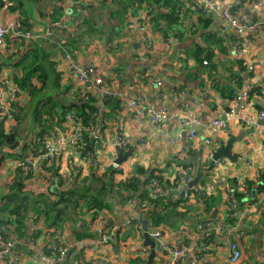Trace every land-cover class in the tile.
<instances>
[{
  "label": "crops",
  "instance_id": "obj_1",
  "mask_svg": "<svg viewBox=\"0 0 264 264\" xmlns=\"http://www.w3.org/2000/svg\"><path fill=\"white\" fill-rule=\"evenodd\" d=\"M89 1L91 6H86L81 0L59 1L63 10L59 21L62 28L52 27L50 39L34 40L44 52L52 53L49 60L55 63L53 68L57 71L58 87L49 90L40 81L31 82L38 90L34 99L51 95L49 104L54 103L49 114L44 116L46 122L28 134L23 133L22 142L15 151L14 156L27 155L25 159L30 157L34 162L33 168L21 167L22 171L36 175L31 180V188L41 192L54 186L59 176L70 182L76 175L85 178L92 170L101 174L113 167L117 170L115 182L130 178L139 169L145 172L139 176L141 191L146 173L163 171L165 177L173 181L179 173L184 176V165L190 166L189 170L193 171V174L185 176H190L191 182L200 175L193 186L189 187L191 182L185 183L173 195L179 198L186 195L185 190L198 188L207 195H214L218 202L211 211L198 214L201 204L196 205L195 200L190 199L187 204L190 210L186 216H173L169 219L171 225L157 226L162 228V244L185 248L183 255L174 262L152 237L156 244L155 255L149 262L150 246L145 243L135 204L120 202L115 194L107 198L105 208L67 210L65 220L59 226L47 228L41 221L30 223L27 234L18 239L8 257L0 264H230L229 243L232 242L241 252L237 264H264V185L254 198H251L254 189L250 194L242 193L243 204L233 201L229 188L235 181L239 192V187L246 180L255 181L257 186L264 179L263 175L261 179L258 176L264 171V115L262 121L257 120L258 126L249 129L234 118L213 134L210 124L218 117L223 118L224 113L234 106L237 96L243 97L244 107L254 117L260 112L264 114V0H211L214 14L204 20L202 18L206 17L199 8L185 1V5L181 4L184 8L179 20L169 25L162 22V30H152L151 51L146 53L144 60L138 54L144 51L148 43L146 36L132 29L125 43L119 46V42L123 38L120 34L126 24V14L131 13L134 20L142 14L146 2ZM24 3L29 1L24 0ZM123 5L126 6L125 16L122 14L120 18V14L114 15V11ZM225 7H228V17L251 22L253 29L241 34L220 32L219 27L225 20L219 14ZM155 10L159 11L157 7ZM35 11L33 7L29 14L31 19L27 22L32 26L30 31L43 35L51 24ZM165 12L163 8L160 10V13ZM19 18L22 20L23 16L17 10L0 9V21L11 29H14L15 21ZM87 21L93 27L85 24ZM91 29L94 31L88 34ZM171 31H174L177 41L167 46L165 37ZM7 41L5 47L0 48V79L8 80L5 97L9 96L10 89L21 90L17 81L23 76L22 65H15L17 62L14 60L5 66L8 56L6 48H19L23 56L30 43V40H22L23 43ZM204 57L207 62L210 60L207 65L202 62ZM70 63H93L106 82L113 80L115 84L118 83L125 99L142 100L150 106L165 105L168 108L166 122L159 126L144 111L137 113L114 99L85 100L82 93L90 92L92 85L79 82L76 76L69 73L67 66ZM249 68L252 69L249 71ZM146 70L152 71L154 83L160 85H151L146 81L143 75ZM70 112L80 114L82 121L87 118L85 126L91 129L89 131L88 128L84 135L90 137V146H85L84 141L81 146L59 143L60 138L76 130L75 121L67 117ZM192 117L199 119L200 124L195 128L196 137L190 140L182 123ZM120 134L129 140L124 150H117L113 146L114 138ZM177 134L179 140L171 142ZM230 136L237 138L231 150L234 160L226 157L208 160L204 140L213 138L220 149ZM37 137H43L44 141L48 140L57 148L53 161H37L32 156L29 144ZM129 152L130 156L120 164L114 163L118 155ZM7 160L1 165L0 174L4 173V178L9 181L11 178H7L6 171H10V176L19 166L18 160ZM54 161L58 172L47 173L44 168L50 167ZM145 189L148 193L151 191L149 187ZM232 209L234 217H231L232 222L228 225V211ZM181 212L186 211L182 209ZM198 217L202 218L201 232L196 228ZM131 219L135 223H131ZM136 225H140V228ZM147 228L152 229L148 222ZM97 230L109 234L108 245L93 244L92 238ZM202 233L206 237L200 240ZM57 243L67 248L65 259L58 263L41 259L40 250L48 254L49 246Z\"/></svg>",
  "mask_w": 264,
  "mask_h": 264
},
{
  "label": "trees",
  "instance_id": "obj_2",
  "mask_svg": "<svg viewBox=\"0 0 264 264\" xmlns=\"http://www.w3.org/2000/svg\"><path fill=\"white\" fill-rule=\"evenodd\" d=\"M28 1L29 3L25 4L24 0H0V9L6 7L10 10H17L19 15H21V17L23 16V21L20 20L21 18L15 21V32H26L31 30L32 26L28 25L27 20L31 19H29V14L32 12L33 7L36 10L35 12L39 14L41 18L45 17L50 21V24L56 23L57 21L59 22L62 19L61 15H63V10L59 3L63 0ZM54 1L58 2L54 4L52 3ZM140 1L146 2L143 11L147 12L149 20L154 24L155 31H160L164 27V25L160 23L164 22V24L169 25L180 19V15L184 8L181 4H184L185 1L188 0H183V2H180V0ZM155 7H157L159 11L155 10ZM162 8L166 11L165 13H160ZM125 10L126 6L124 7L123 5V7L114 11V15L116 14L119 16L120 14L121 18L123 17L122 14H124ZM128 15L130 17L133 16L131 13H127L126 16L124 14V20H127ZM204 19L209 18H202V20ZM205 23L207 24L208 21L206 20ZM85 24L93 27L88 21L85 22ZM125 27L121 30L120 35L128 38L129 32ZM93 31L94 30L91 29L90 32L87 33L90 34ZM173 32L174 31H171L167 34L165 40L174 37L175 33ZM6 38H9L8 41ZM42 38L50 39L52 37ZM4 39L7 43L9 40L17 41L18 43L22 42V40L14 38L10 33L5 35ZM198 50L200 51L201 48L198 47ZM6 52L8 56L5 58L7 62L5 66L14 60V62H17L15 65L19 67L22 65L23 76L17 81V85L21 90L18 92L16 100L11 102L12 121L7 124V126L9 124L10 126H5L6 119L0 116V171L1 165L7 159H15V161L18 160V162H21L22 159L28 157L27 155L21 157L14 156L17 147L22 142L21 135L23 133L28 134L32 132L41 121L46 122L44 116L49 114L48 112L54 104H49L52 100L51 95L47 98L44 96L43 99L39 100L34 99L38 90L31 82L33 80L40 81V83L45 84L46 89L49 90H56L58 87L57 77H55V72L57 71H55L56 68H53L55 63L53 60H49V58L51 59L52 53L49 55L47 52H44L43 49H40L37 42L35 43V41H31L23 56L20 55L19 48L13 49L7 47ZM208 62H210V60H208ZM1 69L2 67L0 66V71ZM50 83L52 84V87L50 86ZM45 87L42 89H45ZM103 100L106 101V99ZM41 117L42 120L39 121ZM67 117L71 121H75L76 126L82 127L81 133L83 134L84 145L90 146V137L84 135V132L87 131L88 128L89 131L91 129L90 126H85L87 118L82 121V116L80 117V114H71V112ZM62 121L63 120H61V122ZM44 124H42V126ZM43 139V137H37L34 140H31L32 142H30V144L29 142L26 143L29 144V148H32L30 150L32 156H35L36 151L41 147L44 141ZM80 144L77 145L81 146ZM55 162L56 161H54L50 167L44 168L47 173L50 172L56 174L58 172ZM112 168L104 170L101 174H97L92 170V172L85 178L76 175L70 182H67L65 177L59 176L56 178L54 186H51V188L47 190H42L41 192H35L30 186L31 180L36 176L33 172L22 171L21 167H18L13 174L10 173V176L12 174V177H10V171H6L8 174L7 178H11V181L9 180L10 182L4 178V173H1L0 234H2L4 238H8V233L12 231L11 234H9L18 241L19 238H23L27 234L28 226L32 222L38 223L41 221L47 228L59 226L65 220V213H67V210L76 211L79 208L102 209L107 207V198L113 197L115 194L120 202L135 204L138 215L149 223L150 228L160 230H162V228L157 226L171 225L169 223L171 217L175 216L179 218L187 215L186 213L190 210L187 206L190 199H194L196 205L199 203L202 204V208L200 207L199 211H197L199 212L198 214L201 212L207 213L209 210L211 211L212 207L218 202V199L214 197V195L197 192L193 188L185 190V196H180L179 198L173 197L174 190L185 185L187 175L193 174V171L191 172L189 170L190 166L182 165L183 173H185L184 176L182 173H179L175 176L173 181H169L165 177L163 171L152 172L149 175L146 173V178L142 181L143 188L141 191L139 189L141 186L139 176L144 175L145 172L140 171L141 169H139L138 172L134 173L130 178L115 182L114 175L117 173V170ZM263 173L264 171L259 173V179H261ZM152 181L157 182L164 190H167L168 194L163 197H153L151 193ZM50 182H53V180ZM255 184V181L246 180L242 186L246 189L247 193L250 194V192L255 189ZM236 186L237 182L233 181L229 187L232 192L231 194L233 195L232 199L236 203L241 202V204H243L242 200H244V196L240 191H237ZM146 187L151 189L149 193L146 191ZM230 191H228L229 194ZM259 192H261V190L257 191V193ZM249 196L250 195H248V197ZM142 204H145V206L142 207ZM182 209H185L186 212L182 213ZM233 213V209L228 211L230 216L226 221V224L230 225V222H232L231 217H234L232 215ZM71 264H76V262Z\"/></svg>",
  "mask_w": 264,
  "mask_h": 264
},
{
  "label": "built area",
  "instance_id": "obj_3",
  "mask_svg": "<svg viewBox=\"0 0 264 264\" xmlns=\"http://www.w3.org/2000/svg\"><path fill=\"white\" fill-rule=\"evenodd\" d=\"M84 1L86 6H91V1L89 0H81ZM180 2H183V0H180ZM188 3L191 6L199 8L200 12L205 17H212L214 14L213 10V4L211 0H188ZM179 12V11H178ZM221 17L224 18L225 22L223 23L222 26L219 27V31L222 33L231 31L236 34H241L244 31H249L252 30L254 27V24L251 22H240L233 17H228L229 11L228 7H225L224 10H222L219 14ZM126 27L125 29L130 33V31L133 29L136 32H139L140 34L146 36L148 43L145 46V49L143 52H140L138 56L141 57L142 60L145 59L146 53H149L151 51V46H150V34L152 33V30L154 29V24L149 20V16L146 11H143L141 15H139L137 18L130 17L129 15L127 16L126 20ZM52 27L61 29L62 25L60 22H56L50 25V28H47L44 32L43 35H37L32 31H26V32H15L14 29H11L10 26L4 24L3 22L0 21V48L5 47V35L7 34H12L14 38L18 40H25V41H34L38 38L42 37H50L52 34ZM123 37L120 43L124 44L126 40ZM175 41H177L176 36L170 37L167 40H165V44L167 46L175 44ZM202 62L204 65H207V61L205 58H202ZM67 69L69 73H72L74 76H76L77 80L82 83H90L92 85V89L90 92H85L82 93V97L85 100H90L93 98H98V99H114L119 102L121 106L127 107L134 109L137 113H141L144 111L151 120H153L157 125H161L162 123L166 122L167 120V113H168V108L165 105H158V106H150L148 105L145 101H135V100H128L125 99L123 96V92L121 88L119 87L118 83L115 84L113 80H109L108 82L105 81V78L101 76L99 73L98 69L93 65V63H85L83 65L77 64V63H70L67 66ZM252 68H249V71ZM144 77L148 83L151 85L158 84L160 83L155 82L154 83V77L153 73L151 70H146L144 72ZM8 84L7 79H0V116L5 118V126H7L8 123H11L12 121V114H11V102L16 100L18 90L17 89H10L9 96L5 97V89L6 85ZM243 97L237 96L234 101V106L230 107L223 115V118H217L210 122L212 126V133L216 134L217 130L223 128L226 126V122L229 120H232L236 118L240 124L246 128H252L258 126L257 123L262 120L263 118V113L260 112L257 117H254L245 107L243 103ZM71 118V117H70ZM259 120V121H257ZM183 126L186 128L187 131V137L192 140L196 137V131L195 128L200 124L199 119L192 117L190 119H186L183 121ZM264 129V126H262ZM81 126H76L75 132L68 136H64L60 138L58 141L60 144H64L66 146H73L80 144L83 141V134L81 133ZM94 138L93 132L91 133ZM179 140V135L177 134L175 137L172 138L171 142H176ZM204 144L208 148V160L213 159V154L216 150L219 149L220 145L217 141H215L213 138H208L204 140ZM129 145V140L126 136L123 135H117L114 138L113 141V146L117 150H124L127 148ZM264 148V146H263ZM57 156V148L53 147L51 145V142L48 140L43 141L41 147L36 151L35 154V159L37 161H42V162H51L55 159ZM17 166L19 167H34V162L31 161V158H26L22 159L21 162L17 163ZM264 177V173H263ZM191 182V178L188 177L185 181V183ZM151 189H152V195L153 197H163L168 194L167 190H164L162 186H160L157 182L152 181L151 183ZM197 192H203V190H199L198 188L195 189ZM241 193L246 194L247 191L246 189L241 185L238 189ZM171 191V190H170ZM175 191V190H174ZM204 193V192H203ZM207 194V193H204ZM176 198L175 196H173ZM202 205V204H201ZM145 204H142V207H144ZM202 218L198 217L197 218V224L196 228L200 232L203 230V223H202ZM134 219H131L130 222H133ZM138 228H140V225H136ZM12 231L9 233L11 234ZM150 232V237H152L160 246V249L169 254L173 260V262L179 258L180 256L183 255L185 248L184 247H175V246H167L162 244V239H163V233L162 230L160 229H151L149 230ZM8 233V238H4L2 234H0V262L4 261L10 252L13 250L15 245L17 244V240ZM206 236L205 234H201L200 240L204 239ZM109 234L102 230H97L96 235L92 238L93 244L96 246H104L108 245L109 243ZM48 254L44 253V250H40V256L41 259L43 260H48L52 263H58L62 262L66 255H67V248L61 245L60 243L53 244L49 246L48 248ZM229 255H228V261L230 264H237L240 257H241V252L237 246L236 243L232 242L229 243ZM97 264H105V262H99Z\"/></svg>",
  "mask_w": 264,
  "mask_h": 264
},
{
  "label": "water",
  "instance_id": "obj_4",
  "mask_svg": "<svg viewBox=\"0 0 264 264\" xmlns=\"http://www.w3.org/2000/svg\"><path fill=\"white\" fill-rule=\"evenodd\" d=\"M234 11V9L231 10V14L232 12ZM224 119V117H223ZM262 121V120H261ZM259 123V122H258ZM237 141V138L233 137V136H230L226 142L223 144V146L218 149L214 154H213V160H219L221 157H226L228 158L229 160L233 161L234 158L231 154V150H232V146L234 144V142ZM130 152L127 153V154H123V155H118V158L115 160V164L118 165L120 164V162L125 159L126 157L130 156ZM200 174H198L197 177H195V179L189 183V187L193 186L196 182H197V179L199 177ZM264 185V179H262V181L260 182V184H258L256 186V188L251 192V198H254L255 196V193L257 191H259L262 186ZM139 222L142 224L143 226V237L145 239V243L150 246V256H149V262H151L152 258L154 257L155 255V242L153 240H151L150 238V232L147 228V222L145 220H143L141 217L139 218Z\"/></svg>",
  "mask_w": 264,
  "mask_h": 264
},
{
  "label": "rangeland",
  "instance_id": "obj_5",
  "mask_svg": "<svg viewBox=\"0 0 264 264\" xmlns=\"http://www.w3.org/2000/svg\"><path fill=\"white\" fill-rule=\"evenodd\" d=\"M16 42H17V41H16ZM41 120H42V117L40 118L39 121H41ZM41 123H43V121H41V122L39 123V125H37L36 129L41 125Z\"/></svg>",
  "mask_w": 264,
  "mask_h": 264
}]
</instances>
